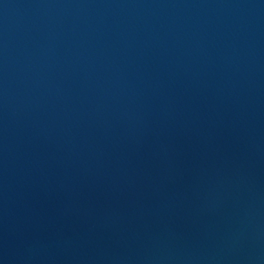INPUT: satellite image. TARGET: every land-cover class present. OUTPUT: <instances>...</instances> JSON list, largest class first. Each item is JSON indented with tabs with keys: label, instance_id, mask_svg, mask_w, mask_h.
Returning a JSON list of instances; mask_svg holds the SVG:
<instances>
[{
	"label": "water",
	"instance_id": "95a60500",
	"mask_svg": "<svg viewBox=\"0 0 264 264\" xmlns=\"http://www.w3.org/2000/svg\"><path fill=\"white\" fill-rule=\"evenodd\" d=\"M0 264H264V0H0Z\"/></svg>",
	"mask_w": 264,
	"mask_h": 264
}]
</instances>
